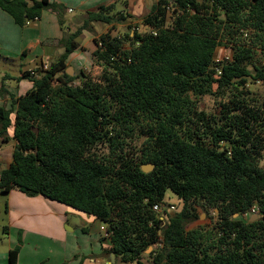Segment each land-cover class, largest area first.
<instances>
[{
    "label": "trees",
    "instance_id": "1",
    "mask_svg": "<svg viewBox=\"0 0 264 264\" xmlns=\"http://www.w3.org/2000/svg\"><path fill=\"white\" fill-rule=\"evenodd\" d=\"M118 2L89 12L70 33L61 5L0 0L19 27L54 11L67 50L48 70L23 74L33 87L14 122V109L0 108V141L16 143L1 193L42 196L96 218L109 235L104 255L123 264L145 256L151 264H264V101L252 103L247 91L264 83V0H158L142 19L147 32L94 40L100 81L56 78L83 31L135 21ZM222 45L232 59L217 64ZM227 91L218 116L198 110L200 98ZM148 164L155 168L146 174ZM168 191L183 206L163 217L153 207ZM253 207L259 218L251 221L244 215ZM201 212L215 223L190 229ZM21 246L8 264H18Z\"/></svg>",
    "mask_w": 264,
    "mask_h": 264
},
{
    "label": "crops",
    "instance_id": "2",
    "mask_svg": "<svg viewBox=\"0 0 264 264\" xmlns=\"http://www.w3.org/2000/svg\"><path fill=\"white\" fill-rule=\"evenodd\" d=\"M118 1L49 0L64 7V17L75 15L68 22L70 33L81 26L89 12ZM157 2L126 0L125 4L121 2L124 7L118 11L125 10L137 23V20H142L151 12ZM133 23L131 20L116 21L107 27L98 28V25H94L90 31H83L76 39L80 47L66 61L64 75L73 78L82 73H94L97 68L93 55L97 49L94 40L107 33L115 36L122 27ZM114 27H117L116 30ZM63 38L64 31L57 14L52 10H46L41 19L19 27L9 14L0 9V89L4 86L6 91L3 95L0 93V108L14 109L12 122L15 120L17 102L33 87L30 80L22 77L23 74L44 66L50 67L58 61L67 51L61 42ZM225 54L230 53L220 46L215 58ZM9 135L13 137V129L9 130ZM15 149L13 140L6 144L0 141V171L5 170L1 168L3 164L7 165V169L11 166ZM5 195L8 199V247L5 251L0 250V264H8L9 252L18 246L16 236L20 231L23 244L18 264H61L64 259L67 264H123L116 258L113 260L112 254L104 255L110 247V240L103 230V224L96 218L42 196L31 197L17 190ZM64 215L71 216L76 222H70ZM63 221L68 222L65 228ZM147 263V260H142V264Z\"/></svg>",
    "mask_w": 264,
    "mask_h": 264
},
{
    "label": "rangeland",
    "instance_id": "3",
    "mask_svg": "<svg viewBox=\"0 0 264 264\" xmlns=\"http://www.w3.org/2000/svg\"><path fill=\"white\" fill-rule=\"evenodd\" d=\"M172 1H174V0H172ZM122 7H124V4H122L121 2H118V4H117L118 10H120ZM64 18H65L64 21H65L66 25H69L68 22L71 21L72 19H74L75 15H66V17H64ZM96 25H98V28L107 27L106 25H103V24H96ZM114 28L116 30L117 27H114ZM134 29H136V31L139 33L147 32V29H146V27H144L142 20H139V21L137 20V23L134 21V23L128 27H122L120 30H118V32L115 34V36H119V35L123 36L126 33H132V31ZM221 48L231 54L230 48H226L223 45L221 46ZM257 65L264 67V54L260 53L259 56L257 57ZM104 73H105V68H104L103 64L97 62L96 71L94 73H90L89 75L88 74L87 75L92 77L95 81H100L102 79V76L104 75ZM78 83H80V81L74 82V85H77ZM247 91L250 93L248 100H250L252 103L255 102L254 104H257V105L258 104L260 105L263 103V101H264V83L263 82H261V84H257L256 82H253V81L250 82V84L247 87ZM229 96H230V94L227 91V94L223 98L222 97H216V96L202 97L198 101V110L204 111L208 115L218 116L220 113V103L227 101ZM260 166L264 168V153H263L262 159L260 160ZM1 168L7 169V165L3 164ZM165 202L169 205L175 206L177 211H180L182 206H183L182 201H180L178 199V197L176 195H174L171 191H168L166 193ZM61 205H63V204H61ZM7 206H8L7 196L5 194L1 193V191H0V250H2V251H5L8 247L7 230L9 229V220H8L7 209H6ZM64 207H66V206L64 205ZM64 217L65 218L68 217L70 222H76L74 219H72L71 216L67 215V217H66V215H64ZM214 217H215V215H213V214H206L204 212H201L199 221L192 224L190 226V229L199 228V227L203 228V229H208L211 227L212 224L215 223ZM67 223H68L67 221H63L64 228H65ZM17 235L18 236H16V237H17L18 245L23 244L22 232L21 231L18 232ZM150 252H151V249H149V251L147 253H150ZM143 259L147 260L150 264V258L148 256H145ZM61 264H67L66 259H64V263H61Z\"/></svg>",
    "mask_w": 264,
    "mask_h": 264
},
{
    "label": "built area",
    "instance_id": "4",
    "mask_svg": "<svg viewBox=\"0 0 264 264\" xmlns=\"http://www.w3.org/2000/svg\"><path fill=\"white\" fill-rule=\"evenodd\" d=\"M36 20H39V19H36ZM136 31V29H134L132 31V34ZM245 36L247 37L248 35L245 34ZM232 59V54H225L223 57L221 58H215V62L217 64H221L223 62H227V61H231ZM49 69V66H44L43 67V70H48ZM216 74L218 76H221V68H216ZM32 75H35V71H31L30 72ZM257 84H261V81H257L256 82ZM153 210L160 216H163L165 217L168 213L170 212H174V211H177L176 207L175 206H172V205H169L167 204L165 201L162 202V203H158L156 205H154L153 207ZM244 217L247 219V218H250V217H259V209L257 207H253L251 209V211L248 213V214H245ZM103 230L106 232L105 228H103ZM106 234L108 235V233L106 232ZM109 236V235H108ZM151 251H152V248H151Z\"/></svg>",
    "mask_w": 264,
    "mask_h": 264
},
{
    "label": "water",
    "instance_id": "5",
    "mask_svg": "<svg viewBox=\"0 0 264 264\" xmlns=\"http://www.w3.org/2000/svg\"><path fill=\"white\" fill-rule=\"evenodd\" d=\"M65 74V71L59 73L56 78L60 77V76H63ZM155 166L152 165V164H148V165H143L142 166V171L146 174L148 173H151L153 170H154ZM259 217H252L251 218V221L255 220V219H258ZM112 259L114 260L115 259V255L112 254Z\"/></svg>",
    "mask_w": 264,
    "mask_h": 264
}]
</instances>
